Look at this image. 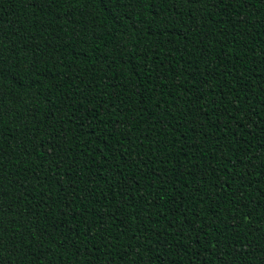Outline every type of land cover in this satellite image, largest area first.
<instances>
[{"label":"trees","instance_id":"16d2710c","mask_svg":"<svg viewBox=\"0 0 264 264\" xmlns=\"http://www.w3.org/2000/svg\"><path fill=\"white\" fill-rule=\"evenodd\" d=\"M0 264H264V0H0Z\"/></svg>","mask_w":264,"mask_h":264},{"label":"snow or ice","instance_id":"6c2138e0","mask_svg":"<svg viewBox=\"0 0 264 264\" xmlns=\"http://www.w3.org/2000/svg\"><path fill=\"white\" fill-rule=\"evenodd\" d=\"M137 2L142 4L144 2V0H137ZM2 243H3V241L0 240V244H2Z\"/></svg>","mask_w":264,"mask_h":264}]
</instances>
